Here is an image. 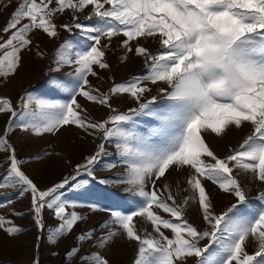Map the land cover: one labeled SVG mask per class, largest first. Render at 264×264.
<instances>
[{
    "label": "snow or ice",
    "instance_id": "6c2138e0",
    "mask_svg": "<svg viewBox=\"0 0 264 264\" xmlns=\"http://www.w3.org/2000/svg\"><path fill=\"white\" fill-rule=\"evenodd\" d=\"M89 6L92 13L86 18L95 16L96 26L79 22L60 26L69 32L81 29L93 42L90 47L76 48L65 41L57 50L58 65L74 66L69 73L75 78L72 87L56 82L68 98L38 99L26 92L19 98L17 110L11 98L0 96V113L11 114L0 135V149L9 153L10 162L0 186L19 185L18 196L30 192L32 211L41 229L44 209H53L62 221L52 234L56 239L83 219L77 212L67 211L68 202L62 199L61 190L69 179L41 190L22 170L25 161L17 157L9 136L16 127L42 136L75 126L88 136L100 135L103 141L117 138L119 162L128 167L126 177L115 182L126 181L132 186L128 191L139 198L136 210H112L111 224L115 227L99 236L95 229L80 234L77 240L81 244L67 253L69 261L80 256L81 264H113L107 250L114 239L125 237L138 242L134 264H187L189 259H195L196 264H264V207L247 206V190L233 174L234 169L251 172L255 180L264 183V0H21L2 29L8 38L0 35V84L18 73L23 53L32 51L31 34L42 31L56 38L58 14L83 12ZM121 34L126 38L122 59L127 60V53L135 51L144 59L145 72L103 93L92 87L88 77L99 75L96 67H111L101 47L102 38L111 41ZM140 39L156 40L160 48L151 52ZM37 54L44 55L38 46ZM149 84L164 85L158 93L168 103L160 112L152 108L157 96L145 98L151 92ZM117 94L130 95L138 107L127 112L113 109L110 100ZM78 97L108 107L111 114L103 120L90 118ZM140 114L159 122L148 135L125 127L132 124L135 128L134 118ZM35 117L39 122H32L30 118ZM244 126L251 127V134L223 158L206 142L205 135L223 137L232 127ZM104 154L102 142L84 164L77 165L76 176H92V166ZM174 168L190 170L188 188L183 191L191 194L179 202V183L175 193L172 184L156 186ZM206 182L233 194L236 202L217 212ZM258 199L264 202V192ZM192 201L207 225L203 230L186 218ZM11 202L0 201V208ZM137 217L149 222L152 232L145 230L141 235L134 221ZM0 230L10 239L22 231L3 215ZM164 230L171 231V238ZM205 239L208 244L201 247ZM88 242L95 250L80 255L82 245ZM249 242L257 246L254 254L246 250Z\"/></svg>",
    "mask_w": 264,
    "mask_h": 264
},
{
    "label": "rangeland",
    "instance_id": "374dc122",
    "mask_svg": "<svg viewBox=\"0 0 264 264\" xmlns=\"http://www.w3.org/2000/svg\"><path fill=\"white\" fill-rule=\"evenodd\" d=\"M21 0H0V35L7 39L2 29L9 20L11 14L16 9ZM7 5V6H6ZM92 13V7L89 6L83 12L73 13L66 10L63 14H58L55 18L59 36L51 38L42 31L35 32L32 35L34 46L32 51L23 53V64L18 73L7 82L0 84V96H6L12 99L14 105L19 110V98L26 92L31 93L38 99L48 100H66L68 93L62 91L57 81L66 87H72L75 78L69 75L73 71V65L57 64V50L65 41H71L76 48H85L92 45L81 29L73 28L71 32L60 27L65 23L79 22L86 26H96L97 18L87 19ZM73 16L77 17L73 20ZM126 39L122 34L113 37L111 41L102 38L101 47L106 52L105 59L110 64L109 69H99L96 67L98 76H89L88 79L93 88H98L101 92L107 93L114 84L130 81L133 77L144 74L145 62L142 57L135 54V51L127 53V60H123L126 50L122 46ZM139 43L147 47L149 51L156 52L160 48L158 41L153 39H140ZM37 46L44 55L37 54ZM107 46V47H104ZM136 42H133V49ZM76 49L74 48L73 51ZM2 79V78H0ZM151 92L145 95L146 99L157 96V102L152 106L153 110L160 112L167 107V101L162 94L158 93L159 87L164 85H151ZM79 102L87 109L90 118L95 120L106 119L111 114V109L87 101L78 97ZM110 103L112 108L118 112H127L129 109L137 108L138 103L128 94L113 95ZM33 110L38 111L35 105ZM10 113H0V135L10 120ZM32 122H39V117L30 118ZM135 128L132 124L126 125L128 131H135L142 135H148L149 129L158 126L159 122L150 115L140 114L134 118ZM251 127L244 126L237 129L232 127L227 135L216 137L214 135H205L206 142L223 158L230 154L231 150L239 147L243 139L251 134ZM12 147L16 149V155L24 160L22 170L33 180L41 190L62 182L65 178L69 179V184L62 189V199L68 202L67 211H75L83 219L78 221L71 232L59 235L56 239L52 238L62 222L54 214L53 209L45 208L42 214L44 227L41 229L35 220L32 211V198L30 192H25L18 196L19 185L0 186V201L11 200V203L0 208V215L10 218L16 226L22 231L17 234L15 239H10L8 235L0 230V264H81L80 256L69 261L67 253L81 242L77 237L89 230L95 229V235L99 236L109 228L115 227L111 224L110 212L112 210L129 211L136 210L135 201L139 199L128 191L132 186L121 181L126 177L127 165L120 163L117 138H111L103 141L100 135L96 137L88 136L75 126L65 127L60 133L44 134L37 136L31 131H25L16 127L9 136ZM104 143L105 154L92 166L93 175L83 174L76 176L77 165L84 164L86 158L97 151V146ZM9 153L0 149V178H2L9 169ZM114 165V166H113ZM190 173L188 169H170L166 173L167 179L157 181V188H162L164 184H172L173 192L176 191V184L180 185V197L178 202L185 195H190L186 183ZM233 174L240 181L241 186L247 192L248 207L261 208L264 202L258 199L261 192H264V183L255 180L251 172L245 173L239 169H234ZM76 176L73 180L72 177ZM101 180H108L109 183H101ZM210 194L214 200L216 211L227 208L236 202V198L231 193L221 191L215 184L206 182ZM149 189L151 184L148 185ZM119 206V207H117ZM167 217L168 214H163ZM186 218L194 223L198 228L205 229L207 225L203 222L200 211L195 201H192L186 211ZM137 230L141 235L152 232L149 222L143 218H134ZM105 225V227H101ZM170 238V230H164ZM155 235V233H153ZM208 244V240H202L200 246ZM138 242L130 241L125 237L114 239L106 255L113 264H134L137 257ZM91 242L82 245L80 255L94 251ZM249 254H254L257 246L254 242H249L247 249ZM187 264H196L195 259H189Z\"/></svg>",
    "mask_w": 264,
    "mask_h": 264
}]
</instances>
